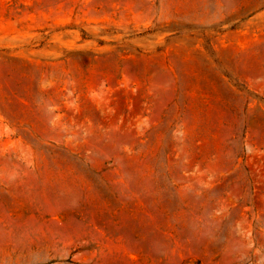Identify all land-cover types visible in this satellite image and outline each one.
<instances>
[{"label":"rangeland","instance_id":"374dc122","mask_svg":"<svg viewBox=\"0 0 264 264\" xmlns=\"http://www.w3.org/2000/svg\"><path fill=\"white\" fill-rule=\"evenodd\" d=\"M0 264H264V0H0Z\"/></svg>","mask_w":264,"mask_h":264}]
</instances>
